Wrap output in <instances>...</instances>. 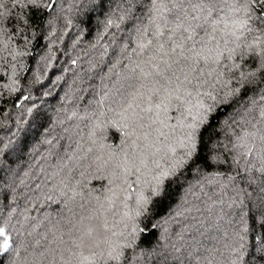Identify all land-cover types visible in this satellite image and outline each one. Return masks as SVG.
Wrapping results in <instances>:
<instances>
[{"label":"trees","instance_id":"16d2710c","mask_svg":"<svg viewBox=\"0 0 264 264\" xmlns=\"http://www.w3.org/2000/svg\"><path fill=\"white\" fill-rule=\"evenodd\" d=\"M51 2L0 0V264H264V0Z\"/></svg>","mask_w":264,"mask_h":264},{"label":"snow or ice","instance_id":"6c2138e0","mask_svg":"<svg viewBox=\"0 0 264 264\" xmlns=\"http://www.w3.org/2000/svg\"><path fill=\"white\" fill-rule=\"evenodd\" d=\"M192 37L191 36H189L188 37V39H191ZM0 235H3V230L2 229H0ZM7 245L5 244V247H6Z\"/></svg>","mask_w":264,"mask_h":264},{"label":"water","instance_id":"95a60500","mask_svg":"<svg viewBox=\"0 0 264 264\" xmlns=\"http://www.w3.org/2000/svg\"><path fill=\"white\" fill-rule=\"evenodd\" d=\"M53 2H54V0H52V2H51V4H50V7H51V5L53 4Z\"/></svg>","mask_w":264,"mask_h":264}]
</instances>
